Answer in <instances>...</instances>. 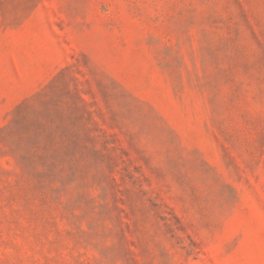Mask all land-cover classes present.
<instances>
[{"label":"rangeland","instance_id":"obj_1","mask_svg":"<svg viewBox=\"0 0 264 264\" xmlns=\"http://www.w3.org/2000/svg\"><path fill=\"white\" fill-rule=\"evenodd\" d=\"M0 264H264V0H0Z\"/></svg>","mask_w":264,"mask_h":264}]
</instances>
